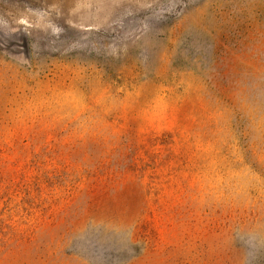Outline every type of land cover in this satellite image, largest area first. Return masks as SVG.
I'll use <instances>...</instances> for the list:
<instances>
[{
  "label": "rangeland",
  "instance_id": "1",
  "mask_svg": "<svg viewBox=\"0 0 264 264\" xmlns=\"http://www.w3.org/2000/svg\"><path fill=\"white\" fill-rule=\"evenodd\" d=\"M0 264H264V0H0Z\"/></svg>",
  "mask_w": 264,
  "mask_h": 264
}]
</instances>
